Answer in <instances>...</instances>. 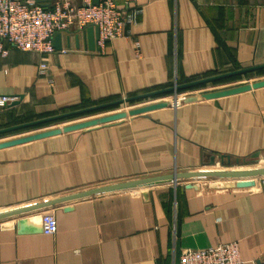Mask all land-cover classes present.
Here are the masks:
<instances>
[{
    "label": "crops",
    "instance_id": "obj_1",
    "mask_svg": "<svg viewBox=\"0 0 264 264\" xmlns=\"http://www.w3.org/2000/svg\"><path fill=\"white\" fill-rule=\"evenodd\" d=\"M117 3L123 7V0ZM141 6L128 36L103 51L88 50L84 31L73 29L62 34L61 51L12 49L0 58V95L20 101L0 107V130L24 115L41 120L264 64V0H143ZM253 74L242 78L264 80V72L252 80ZM235 84L212 92L241 86ZM263 157L264 86L170 103L0 148V214L102 186ZM247 180L252 185L168 182L1 220L0 264H179L184 250L227 243H238L244 260L264 262V178ZM46 211L57 218L54 235L42 231Z\"/></svg>",
    "mask_w": 264,
    "mask_h": 264
},
{
    "label": "built area",
    "instance_id": "obj_2",
    "mask_svg": "<svg viewBox=\"0 0 264 264\" xmlns=\"http://www.w3.org/2000/svg\"><path fill=\"white\" fill-rule=\"evenodd\" d=\"M41 1L0 0V58H7L12 49L41 55L53 54L56 52L53 44L56 34L69 33L73 29L85 31L90 26L99 29L96 45L99 51H103L114 39L128 36L127 28L135 25L142 13L143 0H123L122 8L118 6L117 0H97V3L94 0H82L79 5L69 0ZM40 67L44 75L47 65L43 63ZM17 100L16 96L0 95V107ZM42 231L45 235L57 233L58 221L53 211L42 214ZM179 264L264 262L244 260L238 243H227L202 250H184Z\"/></svg>",
    "mask_w": 264,
    "mask_h": 264
},
{
    "label": "water",
    "instance_id": "obj_3",
    "mask_svg": "<svg viewBox=\"0 0 264 264\" xmlns=\"http://www.w3.org/2000/svg\"><path fill=\"white\" fill-rule=\"evenodd\" d=\"M39 1L42 2L41 0ZM94 2L97 3V0H94ZM83 33L85 36L86 48L90 51H98L99 48L96 45V41L99 38V29L97 27L90 26ZM53 44L57 51L62 50V34L61 33H58L55 35ZM261 70H264V64L249 67V68H243V69H239V70L224 73V74H219V75H216L210 78H204L201 80H196V81L189 82V83L182 84V85H175L170 88L146 93V94L131 97V98H126V99L108 103V104H102V105H98V106L87 108V109L77 110L73 112H68V113L44 118V119L34 121L31 123L0 130V135L15 132V131L26 129V128L40 126V125L47 124V123L61 121L64 119H68V118L76 117V116L83 115L86 113L105 109L111 106H116L122 103L134 102V101H139L142 99L153 98V97L163 96L167 94H174V96H177V94L180 91L189 90L191 88H195L198 86L211 84L213 82H217V81L228 79V78L235 77V76H243V75L254 73L257 71H261ZM260 86H264V80L256 82L254 84L241 85V86L228 89V90L210 92V93H205L202 95L190 96V97L179 98V99L175 98L174 100H171V101L159 102V103L152 104V105H149L143 108L131 110L126 113L117 114L113 116H107V117L99 118L96 120L87 121L84 123L74 124V125L66 126L63 128L55 129V130H50V131L34 134L31 136H27V137L15 139V140H10L7 142H2L0 143V148L28 142V141L39 139V138L48 137L51 135L59 134L61 132L78 130V129L94 128V127L106 125V124L117 122V121H124L129 117L140 115L153 108L166 106L170 103L189 102V101L198 100L202 98H213V97H217L221 95L245 91V90L260 87ZM19 102L20 101L17 100L13 102L11 105L12 106L17 105ZM258 156H259L258 154L254 155L255 158ZM255 178H264V168L244 170V171L207 170V171H194V172H182V173L176 172L170 175L156 176V177H150V178H144V179H138V180H132V181H127V182L102 186V187L90 189L87 191H83V192H80L74 195L66 196L63 198H58V199L51 200L48 202H44L41 204L21 208V209L10 211V212L1 213L0 221L7 219V218L15 217V216L27 213V212H31L34 210L53 207V206H56L58 204H62L65 202L76 201V200H81V199H86V198H90L94 196H101V195L116 193V192H121V191L133 190V189L142 188V187L156 186V185L166 184L168 182L177 183L178 181H181V180L190 181V180H196V179H224V180H238L237 186H249V185H252L253 182H246V181H249L247 179H255Z\"/></svg>",
    "mask_w": 264,
    "mask_h": 264
},
{
    "label": "rangeland",
    "instance_id": "obj_4",
    "mask_svg": "<svg viewBox=\"0 0 264 264\" xmlns=\"http://www.w3.org/2000/svg\"><path fill=\"white\" fill-rule=\"evenodd\" d=\"M259 76L253 74V75H250V78L253 80V78H257ZM239 80L233 81L234 83H238V84H235V86L246 85L252 82V81L251 82L245 81V78H241ZM215 86L216 85H207L205 87L198 88V89L180 91L177 94V96H174V94H167L163 96L142 99L139 101L122 103V104L116 105L108 109L86 113V114L79 115L71 119H64V120L46 124V125L18 130L16 132H11V133H7L4 135H0V143L5 142L6 140H15V139L31 136L34 134L63 128V127L74 125V124L84 123L87 121H92V120H96V119L107 117V116H113L117 114L126 113L131 110L143 108V107L156 104L159 102L174 100L175 98L179 99V98H185L189 96L202 95V94L217 90L218 88H216ZM39 119L40 118H38V120ZM41 119H44V118H41ZM38 120L37 118L33 116L24 115L18 118L17 121L15 120L16 121L15 124L17 126V125H22V124L38 121ZM262 168H264V157L261 158L260 160H253V159L245 160V161L239 162L236 165H231L230 167H225V168L221 167V168H218L217 170L218 171H244V170L262 169ZM205 180H212V179H205ZM190 181H193V180H190Z\"/></svg>",
    "mask_w": 264,
    "mask_h": 264
},
{
    "label": "trees",
    "instance_id": "obj_5",
    "mask_svg": "<svg viewBox=\"0 0 264 264\" xmlns=\"http://www.w3.org/2000/svg\"><path fill=\"white\" fill-rule=\"evenodd\" d=\"M264 70H261V71H257L255 72L256 75H261L263 74ZM244 76H247V75H244ZM243 76H235V77H231V78H228V79H224V80H220V81H217V82H213L211 83V85H219V84H223V83H227V82H233V81H236V80H239L241 79ZM208 85V84H207ZM207 85H202V86H198V87H195V88H191V89H198V88H202V87H205ZM111 107H114V106H111ZM111 107H108V108H111ZM108 108H105V109H108ZM101 110H104V109H101ZM101 110H98V111H101ZM74 118V117H72ZM68 119H71V118H68ZM54 123V122H52ZM47 124H50V123H47ZM43 125H46V124H43ZM41 126V125H40Z\"/></svg>",
    "mask_w": 264,
    "mask_h": 264
}]
</instances>
